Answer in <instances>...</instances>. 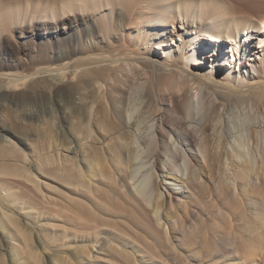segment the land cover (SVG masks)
<instances>
[{
    "label": "bare ground",
    "instance_id": "1",
    "mask_svg": "<svg viewBox=\"0 0 264 264\" xmlns=\"http://www.w3.org/2000/svg\"><path fill=\"white\" fill-rule=\"evenodd\" d=\"M27 24L47 42L30 69L3 57L20 54L11 32ZM46 90L64 101L68 132L22 135ZM0 108L27 110L5 113L17 132L0 125V264H100L102 251L114 264H264V16L221 0H0ZM230 156L245 180L226 179L232 190L208 201L201 171L214 159L227 174ZM42 172L65 198L43 189ZM175 195L202 202L206 222L188 223L173 257L161 240L180 234ZM126 211L143 224L138 238L121 227Z\"/></svg>",
    "mask_w": 264,
    "mask_h": 264
},
{
    "label": "rangeland",
    "instance_id": "2",
    "mask_svg": "<svg viewBox=\"0 0 264 264\" xmlns=\"http://www.w3.org/2000/svg\"><path fill=\"white\" fill-rule=\"evenodd\" d=\"M12 1H15V0H12ZM25 1L26 0H16V2H25ZM221 1L224 3L225 7L227 9L232 10L233 13L236 12V14L240 13V15L242 14V15L252 16V17H255V18H261L262 16H264V0H221ZM11 33H12L11 35L13 36L12 39L13 40L15 39V41L18 42L21 50H20V54L19 55H13L12 57H9L7 55H3V57L5 59L11 58L12 60L13 59L14 60L15 59H20V60L24 61L23 64L26 67L25 68L23 66L22 68H24V69H30V68L34 67L33 65H36V64H38V65L40 64L41 65L42 63H45V62H42L41 60H39L38 58H40L41 56H43V53H42V55H39V54L44 51V48L46 47L47 42L44 43V42L36 41L34 39L33 34L35 33V24H33V25L27 24V25H23V26H14ZM205 41H207V40L205 39ZM228 46H229V44H228ZM52 47H53V49H55L57 46L55 44H52ZM227 49H230V46ZM58 62L59 61H54V63H58ZM47 63H50V62H47ZM39 76H41L42 78H39ZM39 76H37V78L43 79V78L47 77V74H43V75H39ZM49 76H52V77L55 76L54 77V81H58V84H59V87L58 88L61 90V91L59 90V94H60V97H62L64 95V93L66 92L65 87H64L65 86L64 84L66 83V79H64V80L61 79L59 77L58 73L57 74L56 73H53L52 75H48V77ZM63 87H64V89H63ZM54 95H55V92L53 90H51V91L50 90L49 91L46 90L43 93V102H39V103L33 102V103H31V104H33V106L30 105L29 108H30V110H32L35 113V120H36L35 121V125L34 124L33 125L31 124V125H29V127H27L28 125H25L20 130V128L15 124L14 121L12 122V124L11 123L10 124H7V122H5V121H7V118L9 116V115L7 116L8 113H10V115L13 113L12 115L14 117L16 115L17 116L20 115L19 117L22 118L25 115V113L27 112V110H22L19 113V115H18L16 113L12 112L11 110H9V112H6V111L3 112L1 108H0V125L2 127L9 126L12 130H16L15 132H17L19 130V132L21 133V131L23 130L22 133H24V134H22V133L21 134L22 135H26V136H29V134L31 136V133H32L36 137H38V136H40V133L42 132L43 134L41 133V135L44 136L45 138H48V135H47L48 133H46V132L49 129H50L49 132H51L49 135L50 136L52 135L54 137H55L56 134H58L57 135V137H58L60 134L66 133V131L68 132V125H69L68 124V120L67 121H66V119L61 120L62 119L61 118L62 110L60 111V106L63 105L64 101L62 100L60 102H57L56 101V97ZM77 97H79V96H77ZM76 101H77V104H78L79 103V100L77 99ZM5 113H7L6 116H5ZM174 115H169L168 116V118L166 119L167 125H169V126H173L174 125L173 124L174 123L173 118L171 117V116H174ZM47 117H49V118H47ZM5 118H6V120H5ZM45 121H46V123H45ZM36 122H39L40 123V125H39V123H37L39 127L36 125ZM48 122H49L50 125L48 124ZM14 124L16 125V127H18V130L16 129V127H15ZM42 124H43V126L45 124L46 125L44 127L43 126L41 127ZM13 125H14L15 129H13L14 128ZM47 125H49L50 127L47 126ZM32 126H34V127H32ZM24 129H26V130H24ZM43 129H45V130H43ZM27 132H28V135L26 134ZM44 132L46 133V135H45ZM24 137H22V138H24ZM192 137H193L194 140L195 139L197 140L196 135H193ZM12 139L15 140V141L17 140L16 142H19L18 140H20L18 138H14V137H12ZM207 139H208L207 140L208 143L210 144L209 148L212 146L210 148V150L211 151H216L217 150V147H216L217 145H216V143L215 144L213 143L214 142L213 136L209 134V136H208ZM76 143L78 144V141H77V138L75 137V142H74L73 146ZM78 154L79 155L81 154L80 156H82L81 151H79ZM215 163H217V164H215ZM236 165H237L236 158L230 156L229 160L224 165L225 166L224 168L226 169L227 174L225 173V174H222L223 176H221V174L220 175L217 174L218 162L217 161L215 162L214 159L210 160L209 165L205 168V170L204 171H201L202 174L204 175V182L206 181L205 184L203 185V193H205V195H204L205 198H206V196L209 197L211 195V196H214V197H219V199H220V198H222L224 196V195L223 196L220 195L221 194V191L220 190H222L223 193L232 190V189H230L231 187L230 188L229 187H226L227 186L226 185L227 182L225 180L226 179L228 180V178H231L232 177L233 179H236L239 182L240 181L242 182L243 180H245V179L241 178L242 176L240 177V170H239V168L236 167ZM201 172H200V170H198V174H200ZM211 172H214L213 173L214 174V178L215 179L217 178V181H214L215 179L214 180L213 179H210V178H213V177L210 176L211 175L210 174ZM198 174H194L192 176V178H197L198 177ZM216 176H218V177H216ZM39 178H41L39 180H41L40 182L43 185V189L46 190V192L48 194L50 193L51 195H54L55 197H57V196L58 197H61V198L62 197L65 198L66 197V196L64 197V195H61V194H63L64 191L67 192L66 190H68V189L66 187H63L62 185L60 186V183H58V182L50 179L47 176V174L45 175V172H42L41 174L39 173ZM44 180H46L45 182H47V183L49 182V187H47L45 185ZM159 182H160V184L162 183L161 179L159 180ZM50 183L52 184V186L50 185ZM53 185H54V187H53ZM219 185L221 186V188H220ZM58 186L60 188H62V191L58 188ZM64 188H66V189H64ZM195 191H196V189H195ZM199 191H201V189ZM199 191L197 190L196 192H199ZM59 192H62V193H59ZM65 194L68 195V193H65ZM176 197H177V195H175V201H174L175 208H174V212L171 213V215L172 216H175V217L178 216L177 218H180L179 219V222H178L179 223V226H177L180 234L177 233L176 235H174V237H171V239L168 240V241H166L167 240L166 236L162 237L163 240H161V241H165V244L167 246H168V244H170V246H168L169 247L168 250H170V248H171V250L169 251V253H171V255L173 253H174L173 255L176 254L174 250L172 252L173 246H174V244L177 241H179V240H181L183 238L181 236V235H183L181 232H183V233L185 232V228L188 225V223H191L192 224L193 222L194 223L197 222V224L198 223H201V224H198V225H202V223L204 224L206 222V215L203 214L202 213V210H201V209H203L202 208L203 207L202 206V202H201V204H199L200 203L199 200L198 199H195V197H192V196L189 197V198H187L184 202L183 201L180 202V201H178V198H176ZM61 198H58V199H61ZM206 199H208V201H209L210 200V197L209 198H206ZM196 200H198V201H196ZM196 203H198V206L199 207L198 206L197 207L194 206V204H196ZM189 208H192L191 209L192 211ZM110 210H112V209H110ZM185 210H188L189 211V214L187 215L188 218H186V217H183V218L180 217L179 216V213L180 212H184ZM127 211H129V210H127ZM123 213H121L122 214V217H124L123 218V221H122V219H120L121 227L123 226L122 228H124L123 231H125V229H127L126 231H130L129 234L134 232V234H131V235L133 237L135 236V238H138L140 236L139 235L140 233H138L139 230L137 231V229H139V227H141V225H143V224H141L142 223L141 220H140L141 223L139 221H137V220H135V222H134V219L136 218L135 215H133V216H135V218H134V217L130 216L128 212H127L128 215H127V213H124V216H123ZM169 216H170V214H169ZM125 218H126V222H124L125 221ZM127 219H128V222H127ZM45 221L46 220H42L43 223H45ZM202 226H204V225H202ZM49 228H51V227H49ZM60 230H59V228L58 229L56 228L55 230L54 229H51V232L53 231L52 232L53 233L52 235H57ZM117 232H119L118 233L119 235L117 234ZM135 232H137V233H135ZM112 233L115 234V235H118V236H116L117 238H119L121 236L116 241H118V242L127 241L126 244L129 245L130 247L131 246H137L138 248L143 249V245L141 246L142 247L141 248L140 245H139V242H137L135 240L133 241L134 238L132 236H130V238H133V239L128 238V235L126 237V233L125 232H122L124 234H122L121 231H113ZM164 238H165V240H164ZM121 239H124V240H121ZM189 239H190V236H189V238L187 240H189ZM203 241H204L203 235L202 234H199V236L196 237L195 251H197L199 249H201L203 251L206 250V247L205 248L203 247L204 246ZM143 242H144V240H143ZM228 247L230 249H233V246H231V245H228ZM184 249L186 250L187 248L184 247ZM100 254L102 256H104V258H102V256L100 255V258L103 259L102 260V259L99 258L101 260V261L99 260L100 261V264H114L112 262V260L110 262L109 261H106V259L108 260V258H109V256L107 255L106 252L104 253V251H102V253H100ZM176 255H178V253ZM46 256L47 255H45V257ZM147 258H148V260H152V257H150L148 255H147ZM159 260L160 259H155V260L153 259L152 264H164L163 261H161V260L159 261ZM113 261L117 262L116 260H113ZM175 262L177 263V260ZM195 263L196 264H202L200 262H196V261H193V260H191V261L188 262V264H195ZM218 263H221V261L218 262Z\"/></svg>",
    "mask_w": 264,
    "mask_h": 264
}]
</instances>
